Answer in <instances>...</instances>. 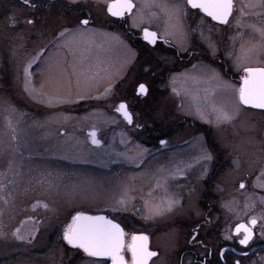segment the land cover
Listing matches in <instances>:
<instances>
[{
    "label": "flooded vegetation",
    "instance_id": "af4514ba",
    "mask_svg": "<svg viewBox=\"0 0 264 264\" xmlns=\"http://www.w3.org/2000/svg\"><path fill=\"white\" fill-rule=\"evenodd\" d=\"M12 1L11 5L0 4V15L11 6L14 24L10 31L2 22L0 32L8 49L14 50L11 54L19 58L18 69L27 59L32 61L30 69L35 68L57 47L55 41L65 40L59 37L64 29L71 34L92 27L125 41L133 63L141 69L121 77L124 99L102 109L120 117L129 134L138 130L139 135H99L96 130L84 132L83 126L73 133L66 116L80 118L88 107L84 101L68 104L36 99L38 92L29 85L26 100H17L7 94V88L13 86L20 95L24 88L19 79L14 84L7 80L8 86L1 79L0 264H112L107 258L88 257L63 239L77 215L102 216L118 224L124 232L122 256L127 264H132L134 236H146L148 250L157 253L148 264H264V110L243 105L238 93L248 76V67L239 66V61L253 48L246 45L264 33V2L233 0L228 23L221 24L192 8L187 0H130L134 7L123 18L112 17L107 7L101 15L99 9L85 7L82 0L75 8H69L65 0H33L37 7ZM81 18L90 23L81 25ZM28 19L34 23L28 24ZM145 31L156 33L155 44L148 43ZM141 84L147 87V95H139ZM225 85L238 93L252 132L246 135L251 143H244L235 156L225 146L226 123L217 125L216 121L226 102L220 96ZM121 103L132 115L131 124L116 110ZM8 107H13L15 118L10 133L4 131ZM25 113L30 130L21 131ZM92 132L99 145L92 143ZM137 138L143 149L135 163L113 148ZM205 149L213 159L195 162L193 157L202 160ZM158 159L179 201L172 211L99 208L58 217L49 202L35 195L37 187L48 184L52 167L105 160L109 166L142 168ZM205 165L206 174L202 171ZM252 217L258 223L253 239L244 247L239 244L243 234L237 237L235 229L241 223L250 224Z\"/></svg>",
    "mask_w": 264,
    "mask_h": 264
},
{
    "label": "rangeland",
    "instance_id": "374dc122",
    "mask_svg": "<svg viewBox=\"0 0 264 264\" xmlns=\"http://www.w3.org/2000/svg\"><path fill=\"white\" fill-rule=\"evenodd\" d=\"M65 1L67 3V0ZM108 1L82 0L85 7L90 10L92 7L95 10L99 9L101 15H105ZM12 2V0H0L1 5H11ZM68 7L75 8L76 6ZM4 10V15H0V24L4 22V25L7 24L11 31L14 19L12 7H5ZM26 14L29 17L28 13ZM3 35L0 32V83L4 78L5 85L8 86L7 80L10 84H14L15 79H19V83L24 88L22 91L24 93L17 95L18 92L13 86L6 87L9 89L7 90L8 95H13L17 100H26V96H29V85L30 88L34 86L38 92L39 95H35L36 99L42 100L46 97L52 100L51 102L64 101L68 104L77 100L84 101V106L88 107L85 108L80 118L69 114L66 116L68 130L73 133L75 130H81L83 126L84 132L96 130L99 135H139L138 130L129 134L127 124L120 117L102 109V106L107 103L113 105L124 99L121 77L127 71L129 74H136L141 69V66L138 67L133 63L130 49L123 39L97 28H80L69 33L68 37L47 57L39 60L35 68H29L32 61L27 59L18 69L17 60L19 58L16 59L11 54L14 50L8 49L2 40ZM258 36L253 44L246 45V48H253L247 56L240 59L239 66L264 69V34ZM1 45L4 46L7 54H4ZM223 89L225 90L220 96L226 102L221 110L233 117L231 122L226 123L228 135L224 136L225 146L229 149V153L235 156L243 145L251 143L246 135H252V132L245 121L248 111L238 102V93L234 92L235 90L230 85H225ZM132 94L134 95V92ZM10 99V96L8 99L6 97V100ZM93 105L97 107L91 108ZM5 110L4 131L10 133V123L15 120L12 113L13 107L5 108ZM137 111L136 117H140L139 109ZM21 117V121L24 118L26 120L23 121L25 125H22L20 130H30L27 114ZM138 139L123 140L120 145L116 143L113 148L118 152L126 153L130 162L135 163L143 149ZM186 151L188 149L181 152ZM196 156L193 157L195 162L203 161H199V157L196 158ZM162 162V159H158L141 168L124 164L109 166L105 160H88V162L77 165L52 167L48 184L37 187L35 195L42 196L49 202L54 215L58 217H64L76 211L99 208L157 212L158 208L167 207L169 199H175L173 184L168 180V174ZM235 162L236 159H234ZM50 181L52 186H50Z\"/></svg>",
    "mask_w": 264,
    "mask_h": 264
},
{
    "label": "snow or ice",
    "instance_id": "6c2138e0",
    "mask_svg": "<svg viewBox=\"0 0 264 264\" xmlns=\"http://www.w3.org/2000/svg\"><path fill=\"white\" fill-rule=\"evenodd\" d=\"M264 2V0H262ZM23 3L28 7H37V4L33 0H23ZM187 3L192 8L201 9L213 20L219 21L221 24L228 23V17L232 14L233 0H187ZM81 4V0H67L68 6H78ZM134 5L130 0H113L112 3L107 5V12L112 17L123 18L126 12H131ZM28 24H33L32 19L27 20ZM79 23L87 26L90 21L87 18H81ZM14 24V19H13ZM71 30L64 29L59 32V37L65 38ZM264 34V33H262ZM145 39L149 44H155L156 33L145 31ZM60 40L54 42V47L59 46ZM43 55V53H41ZM31 65H29V68ZM28 71L27 69L25 70ZM248 76L243 80V87L238 89L239 101L243 105H248L252 108L264 109V69H246ZM139 95H147L148 89L144 84H141L138 89ZM120 112L129 124L132 123V115L127 110V105L121 103L116 109ZM233 117L223 111H219L216 116L217 125L221 123H229ZM209 121L205 120V123ZM92 136V143L99 145L100 141L96 139V133H90ZM162 144H166V141H161ZM203 161H211L213 159L212 153L205 149L201 156ZM202 171L206 174L207 166H203ZM264 175V173H262ZM50 186L52 182L50 181ZM245 185L240 184V188L243 189ZM264 203V198L261 200ZM123 203V201H120ZM179 201L175 199H169L167 207L156 211H172ZM258 221L256 217H252L250 224H239L235 229L239 244L247 247L249 242L253 239L254 229ZM19 230H17L18 232ZM124 232L118 224L113 223L111 220L105 217H92L77 215L72 224L65 230L63 239L73 249H80L88 257L107 258L112 261V264H127V261L122 256L124 248L123 241ZM228 239L233 237L229 236ZM146 236H134L133 244L131 247L132 252V264H148L149 259L157 255L156 252L149 251L147 248Z\"/></svg>",
    "mask_w": 264,
    "mask_h": 264
},
{
    "label": "water",
    "instance_id": "95a60500",
    "mask_svg": "<svg viewBox=\"0 0 264 264\" xmlns=\"http://www.w3.org/2000/svg\"><path fill=\"white\" fill-rule=\"evenodd\" d=\"M245 106H248V105H245ZM260 110H264V109H260ZM129 112V111H128ZM120 113V112H119ZM120 115H122L121 113H120ZM123 116V115H122ZM83 216H89V215H83Z\"/></svg>",
    "mask_w": 264,
    "mask_h": 264
}]
</instances>
